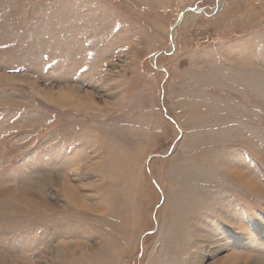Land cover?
Returning a JSON list of instances; mask_svg holds the SVG:
<instances>
[{
    "label": "rangeland",
    "instance_id": "rangeland-1",
    "mask_svg": "<svg viewBox=\"0 0 264 264\" xmlns=\"http://www.w3.org/2000/svg\"><path fill=\"white\" fill-rule=\"evenodd\" d=\"M0 264H264V0H0Z\"/></svg>",
    "mask_w": 264,
    "mask_h": 264
}]
</instances>
